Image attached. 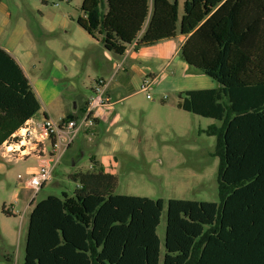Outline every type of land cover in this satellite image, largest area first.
Returning a JSON list of instances; mask_svg holds the SVG:
<instances>
[{
    "label": "trees",
    "instance_id": "1",
    "mask_svg": "<svg viewBox=\"0 0 264 264\" xmlns=\"http://www.w3.org/2000/svg\"><path fill=\"white\" fill-rule=\"evenodd\" d=\"M81 11L79 27L115 56L186 38L180 58L218 83L179 92L177 107L219 123L199 130L216 139L219 203L167 202L163 264H264V0H184L181 18L178 0H83ZM88 106L63 121L81 120ZM40 110L0 47V147ZM91 162L71 175L73 195L35 204L23 264H160L164 202L115 195L117 177Z\"/></svg>",
    "mask_w": 264,
    "mask_h": 264
},
{
    "label": "rangeland",
    "instance_id": "2",
    "mask_svg": "<svg viewBox=\"0 0 264 264\" xmlns=\"http://www.w3.org/2000/svg\"><path fill=\"white\" fill-rule=\"evenodd\" d=\"M83 0H5L4 3L13 14V20L25 24L30 31L25 46L32 45L31 56H27L25 67L32 80L46 78L53 68V62H60V69L69 77L57 81L62 92L61 97L69 103V108L84 109L87 103L95 97V82L104 79L112 86H118L114 91L110 87L108 93L114 98L128 95L132 91L131 66L148 69L145 80H151L159 74L158 65L145 61L129 62L124 67L119 66L122 57L112 54L109 63L103 58L104 49L101 44L88 49H73L68 60L74 62L72 66L64 62V56H56L48 49L47 44L56 45L62 50L65 40L83 36L76 32L82 30L77 19L83 16L81 5ZM179 16H183L184 0H178ZM72 19L75 20H71ZM69 24L68 33L61 26ZM182 39L179 36L159 42L165 49V56L179 57V47ZM24 46V47H25ZM89 47V46H88ZM118 67H113V64ZM68 70H67V68ZM127 71L126 74L124 71ZM172 73L173 68L166 70ZM189 71L197 73L189 66ZM201 74V73H199ZM158 82L147 92H139L133 97L125 98L115 109L120 113V124L112 127L108 134H104L101 126L97 133L87 132L84 126L75 138L73 145L61 157L53 170L51 179L37 193L33 194L31 204L23 215L26 200H16L14 194L27 193L19 189L18 174L25 175L29 167L40 168V162L35 157L21 161L13 160L7 163L5 172H0V228L9 226L14 231L13 240L0 245V253L11 262L7 264H23L25 245L28 233L29 215L36 203L48 196L61 197L64 192L73 195L78 183L71 179L75 173H87L92 170V159L102 162L109 171L117 177L115 195L135 196L162 200L164 210L157 235L160 239V264H163L165 254L164 240L167 218V202L169 200H187L196 202L219 203L218 173L220 159L215 157L216 139L209 137L199 130H205L216 121L185 112L177 107L178 93H173L169 86ZM151 96V99L147 98ZM107 95H105L106 97ZM165 97V100H163ZM57 110V107H56ZM39 116V115H37ZM40 122L43 116H39ZM58 122V119H54ZM28 127H37L31 123ZM121 128L119 132L118 128ZM24 127L23 129H25ZM26 131H21L7 142L6 146L17 145ZM22 136V137H21ZM48 152L52 146L46 143ZM31 195V194H30ZM32 203V202H31ZM12 210L16 219L3 212ZM7 261V260H6Z\"/></svg>",
    "mask_w": 264,
    "mask_h": 264
},
{
    "label": "crops",
    "instance_id": "3",
    "mask_svg": "<svg viewBox=\"0 0 264 264\" xmlns=\"http://www.w3.org/2000/svg\"><path fill=\"white\" fill-rule=\"evenodd\" d=\"M4 1L5 0H2L0 3V47L5 51H7L16 60V62L20 65V67L24 71V74L28 78L30 84L34 88L36 95L41 103V110L38 113V115L43 116V121L46 119H51L54 121V119L57 118L58 122L56 123H59L63 121L70 114L75 113L76 109L78 108V107H75L73 109L69 108V103L64 98H60L62 90L60 86L56 84L57 81L67 79L69 76L61 71L60 62L58 60H55L53 62V68L51 69L49 75L46 78H37L35 81L32 80L31 76L28 73V70L25 67V63L27 62V56H31L30 51L32 45L30 42L29 45L27 46H25L24 44L27 37L30 34V31L27 29L24 23L21 24L17 20L16 21L13 20L14 19L13 14L7 8ZM72 18L73 17H71V20H73ZM68 26H69L68 23L61 26L62 28L66 29L65 31L66 34H69ZM76 32L80 33L83 36H76L75 38H70L65 40L66 44L61 46L62 50L58 51L56 45L53 46L52 44H47L48 49L56 56V58L59 56H64V62H66L70 66L74 64L73 61L68 60L70 55L73 53V49H77V48L88 49V48L96 47V45L100 44L99 41L92 38L86 32H82V30H80L79 28L76 29ZM180 37L182 39V43H181L182 45L185 42L186 38L182 36ZM159 45L160 44L158 43L151 47H144L137 49L134 43L133 45L127 48L125 55L120 60L119 66L124 67V65L127 64L129 60L130 62H136L140 60V61L148 62L149 64L152 65H158L156 66L157 67L156 69H159V74L154 76V73H151V76H153L151 77V80H154V82L155 81L158 82L156 90L160 89L158 88L160 82H162V86L163 84L168 85L169 89L176 94L188 90L214 89L218 87V83L215 82L210 77L204 74L190 72L189 66L181 58H178V56L176 57L173 55L171 58L166 57L165 49L164 48L162 49L161 46ZM103 58L110 63L112 61V54L104 51ZM113 67H118V65L114 63ZM171 67L173 68L172 73H167L166 70H168ZM130 70L132 72V77L133 78L135 77L137 79L134 81L132 80L133 82L132 91L125 96H119V93L116 92L113 95L115 99H112V95L108 93L111 87V84H109L105 94L107 95L105 97L106 104L102 107L93 110V114L91 116L93 125L87 128L86 130L87 132L97 133L99 128L102 126L104 134H108L112 127H115L120 124L121 115H119L120 113L117 111V109H115V107L118 104H120L122 101H124L125 98L133 97L137 93L141 92V84L149 74L147 68L143 69L141 67H138L136 64H133ZM124 72L128 74L126 69ZM117 87L118 86H112L111 87L112 91L115 92ZM164 98L165 97H163V100H165ZM87 111H89V106L87 108ZM39 116L28 121L25 127H28L29 125H31V123H36L37 125L42 124L40 122ZM25 129H21L16 134H19L21 131H25ZM119 130H121L120 127L118 128L117 131L119 132ZM29 145L30 142H28L27 147H29ZM71 146L69 147V149L71 148ZM3 151L4 148L2 146L0 147V160H4L7 163L12 162L13 160H17V161L22 160L21 158L19 159L17 153L14 154H12V152L4 153ZM35 159L40 162L39 167L41 165H44L45 163L44 159L37 157H35ZM100 163L103 164L102 162ZM103 166L105 167L107 172L113 174V172L109 171L104 164ZM37 170L38 168L36 167H29L25 171V175L18 174L17 176L19 182V189L21 190V192L22 191L27 192V193L16 192L14 194V198L16 200H21L22 198L23 200L27 201L26 207L23 211L24 212L23 215L26 213L29 206L32 204L31 202H33L32 199L34 194L33 191L28 186L27 181L29 176L27 174L34 173ZM5 171H6V166L3 163H0V172H5ZM20 175L22 176V179H19ZM3 208H6V205H3ZM5 211L9 214V216H6L8 217V219L11 217H14V219H16V216L14 215V212L12 210L5 209ZM14 236H15L14 231H12V229L9 226L4 225L3 228H0V245L9 243L7 239L10 238L11 240H13ZM6 260H7L6 257L2 253H0V264H7L8 262L9 263L11 262Z\"/></svg>",
    "mask_w": 264,
    "mask_h": 264
},
{
    "label": "built area",
    "instance_id": "4",
    "mask_svg": "<svg viewBox=\"0 0 264 264\" xmlns=\"http://www.w3.org/2000/svg\"><path fill=\"white\" fill-rule=\"evenodd\" d=\"M95 83V97L90 101L89 111L81 120L56 123L51 119H46L37 127H26L24 138L20 140L19 144L6 146L5 143L3 145L4 153H17L19 159L23 160L34 156L44 159V165H41L36 172L27 174L29 176L28 186L34 193H37L51 179L54 168L73 144L79 131L84 126L89 128L93 125L91 119L93 110L106 104L105 94L109 83L103 79H98ZM153 84L154 80H144L141 84V91L147 92ZM147 98L151 99V96L147 95ZM16 135L13 138H16ZM28 142H30L29 147H27ZM46 143L52 146L51 152L47 151ZM19 179H22L21 175Z\"/></svg>",
    "mask_w": 264,
    "mask_h": 264
},
{
    "label": "bare ground",
    "instance_id": "5",
    "mask_svg": "<svg viewBox=\"0 0 264 264\" xmlns=\"http://www.w3.org/2000/svg\"><path fill=\"white\" fill-rule=\"evenodd\" d=\"M23 144V143H22ZM11 148V147H10Z\"/></svg>",
    "mask_w": 264,
    "mask_h": 264
}]
</instances>
